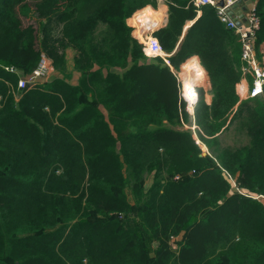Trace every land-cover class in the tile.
Returning <instances> with one entry per match:
<instances>
[{"label": "trees", "instance_id": "1", "mask_svg": "<svg viewBox=\"0 0 264 264\" xmlns=\"http://www.w3.org/2000/svg\"><path fill=\"white\" fill-rule=\"evenodd\" d=\"M167 3L170 64L197 55L211 82L194 112L210 155L176 74L127 23L157 0H0V264H264V204L247 195H264V95L239 102L241 43L214 6ZM42 52L55 74L18 88ZM234 123L246 143H223Z\"/></svg>", "mask_w": 264, "mask_h": 264}, {"label": "built area", "instance_id": "2", "mask_svg": "<svg viewBox=\"0 0 264 264\" xmlns=\"http://www.w3.org/2000/svg\"><path fill=\"white\" fill-rule=\"evenodd\" d=\"M235 1L236 0H225L224 5L222 6L217 5V0H193V3L197 8H200L203 5L214 6L221 22L225 23L227 27L233 29L234 32L238 34L241 43V59L244 63L243 70L245 73H248L253 77L252 85L247 90V98L252 99L264 93V66L257 57L256 49V41L261 20L257 11V2L254 1L246 12V21L238 23L237 18L231 16L228 12V8H230ZM139 10L140 9H138V11ZM138 11H136L132 17L134 18V21L137 20L135 24L141 25L139 30L140 36L135 37L142 45L144 54L148 59L162 57L171 66L170 61H168V57L171 53L165 51L158 37L155 35L156 27L159 22L157 24H154L151 20L141 22V19H138ZM138 25L135 26L137 29L139 28ZM49 63V59L43 56L31 75L25 78H19L18 87L22 89L27 88L34 85L36 80L46 79L49 73ZM171 68L173 67L171 66ZM7 69L9 68L7 67ZM10 69L14 70L13 68ZM30 83L34 84L31 85ZM198 97L199 94L194 86H185L184 84L180 86V98L186 102L187 111H193V108L198 102ZM253 196L257 198L259 197L256 195Z\"/></svg>", "mask_w": 264, "mask_h": 264}, {"label": "crops", "instance_id": "3", "mask_svg": "<svg viewBox=\"0 0 264 264\" xmlns=\"http://www.w3.org/2000/svg\"><path fill=\"white\" fill-rule=\"evenodd\" d=\"M254 1H256L257 4H258V2L260 0H251L250 3L248 1L247 2L246 1L240 2L239 0H236L234 2V4L230 7L233 10V17L237 18V19H240V16L242 14H244V16H245L246 12L249 10L250 6L252 5V3ZM147 6H149L150 7L149 8L150 11L156 17L159 18L158 22L160 24H158V26L156 27L157 29L167 24V22H168V14H169V6H168V3H167V0H157V6L156 7H153L152 5H147ZM147 6H145V7H147ZM145 7H143V8H145ZM260 12L262 13L261 17H264V0H262V5L260 7ZM200 15H201V10H198L197 16L194 19L187 20L185 22V24L183 26V30H182V34H181L180 40L183 38L187 28L190 27L193 24V22ZM132 16L127 19V23L130 26L132 25L130 21H133V19H132L133 17ZM257 57H258L259 61L261 62V64L264 66V41H262L261 44L258 47ZM156 58L157 57L150 58L149 60L154 62ZM160 58H162V57H160ZM72 60H73V58H72ZM171 66H170V68H171ZM171 70L173 72H175V73L176 72L178 73V77L177 78L179 80L180 86L182 84H184L185 86H187V85L194 86V88L196 89L198 94L201 97H204L206 103L207 104L211 103V101H212V93L210 92V90H211V82H210V79H209V75H208L207 71L204 69V67L201 65L200 59H199V57L197 55H193V56L187 58L179 66V68L175 69L173 67V68H171ZM246 74H248V73H246ZM252 81H253V77L249 74L247 76L242 77L240 82H238L236 84V91H237V93L239 95V102L242 99H249V98H247V90L252 85ZM263 95H264V93L261 94L260 96H263ZM188 112H189L191 118L194 117L195 107L193 108L192 112L191 111H188ZM233 127H235L234 130H233ZM232 130L234 132H238L237 131V123L232 124L228 128V130H225L223 133H221L220 134L221 139L223 140V135L225 133H227L229 131H232ZM223 143H224V141H223ZM224 144H226V143H224ZM200 147H201V149H203L201 145H200ZM247 195L248 196H253L255 194L249 193ZM259 198L264 204V195H259Z\"/></svg>", "mask_w": 264, "mask_h": 264}, {"label": "rangeland", "instance_id": "4", "mask_svg": "<svg viewBox=\"0 0 264 264\" xmlns=\"http://www.w3.org/2000/svg\"><path fill=\"white\" fill-rule=\"evenodd\" d=\"M36 19V18H35ZM153 19V18H152ZM23 22L25 25L29 24V23H33L35 24V21L34 20H30L29 18H25L23 17ZM131 22V26H132V35L134 38H136L135 36H140V27L141 25H138V24H135L137 22L136 21H130ZM160 24V23H159ZM138 25L139 28L137 29L135 26ZM45 56L49 59L50 63H49V73L47 75L46 78H51L54 74H55V70H54V66H53V62H52V59L44 52H42L41 54V57L39 59V61L41 60V58ZM67 58H68V65L70 67L73 66V62H72V58H73V51L72 50H67ZM168 61H169V57H168ZM168 64V63H167ZM169 65V64H168ZM9 69L12 68V67H8ZM14 71L16 72H19L16 68H14ZM175 73V72H174ZM176 76L178 77V73L176 72L175 73ZM75 76H78V73H75ZM37 82V80L35 81ZM34 82V83H35ZM34 83H30L31 85L34 84ZM19 88V87H18ZM19 97H17L18 99ZM192 120H193V124H191V128L193 129V135H194V138L196 139V141L202 146L203 149H201L202 153L201 155H210V150H209V147L199 138L198 134H197V131L199 129V126L196 125L195 121H194V117H192ZM235 129V127H233V130ZM229 131L227 133H225L223 135V141L224 143L226 144H229V145H233V146H236V145H241V143H246L248 141L247 139V136L239 133V132H234V131ZM177 179V177H175Z\"/></svg>", "mask_w": 264, "mask_h": 264}, {"label": "water", "instance_id": "5", "mask_svg": "<svg viewBox=\"0 0 264 264\" xmlns=\"http://www.w3.org/2000/svg\"><path fill=\"white\" fill-rule=\"evenodd\" d=\"M218 2H217V5L218 6H222V5H224V2H225V0H217ZM240 2H243V1H248L249 3H250V1L251 0H239ZM228 12L233 16V10L231 9V8H228ZM238 20V23H241V22H244V21H246V17L244 16V14H242L241 16H240V19H237ZM243 20V21H242Z\"/></svg>", "mask_w": 264, "mask_h": 264}, {"label": "bare ground", "instance_id": "6", "mask_svg": "<svg viewBox=\"0 0 264 264\" xmlns=\"http://www.w3.org/2000/svg\"><path fill=\"white\" fill-rule=\"evenodd\" d=\"M137 15H139L138 13H137ZM153 18V19H152ZM139 19V18H138ZM158 17H156L153 13H150V14H148L147 16H145V18L142 20V22H146V21H148V20H151V21H153L154 22V24H157V22H158ZM191 85V84H190Z\"/></svg>", "mask_w": 264, "mask_h": 264}]
</instances>
